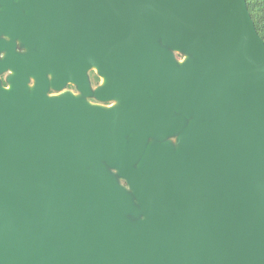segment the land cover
Here are the masks:
<instances>
[{"label":"water","instance_id":"water-1","mask_svg":"<svg viewBox=\"0 0 264 264\" xmlns=\"http://www.w3.org/2000/svg\"><path fill=\"white\" fill-rule=\"evenodd\" d=\"M1 34L0 264H264L247 0H0Z\"/></svg>","mask_w":264,"mask_h":264},{"label":"rangeland","instance_id":"rangeland-1","mask_svg":"<svg viewBox=\"0 0 264 264\" xmlns=\"http://www.w3.org/2000/svg\"><path fill=\"white\" fill-rule=\"evenodd\" d=\"M176 53H179V50H177ZM188 57H189L188 55L184 54L178 60L180 62H184ZM92 69L93 70L90 71V79H91V83H92L93 88H96L99 84L104 83L105 80H104V77H102V76L99 77L97 75V73H96L97 67H94ZM12 73H13V71H11V74ZM33 85L34 84L30 81V86L33 87ZM8 86H10V85H8ZM67 91L72 92L76 96H80L81 95V93L76 89V86L73 85L72 83L69 84V85H67L66 87H64L62 90L57 91V93L53 92V90H52V93H50L49 95H51V96L60 95V94H62L64 92H67ZM87 100L91 104H94V105L98 104V105H101V106H104V107H111L113 105L119 104V100L118 99H114V100H111L109 102H99V103H97L95 101V99H93L91 97H88ZM169 140L172 141V142H174L175 144L177 143V137L176 136L169 138Z\"/></svg>","mask_w":264,"mask_h":264},{"label":"flooded vegetation","instance_id":"flooded-vegetation-1","mask_svg":"<svg viewBox=\"0 0 264 264\" xmlns=\"http://www.w3.org/2000/svg\"><path fill=\"white\" fill-rule=\"evenodd\" d=\"M0 38H4V39H6L7 40V42L9 43L10 41H11V37H9L8 35H6V34H1L0 35ZM16 41V52L17 53H19V54H27V52H29V49L19 40V39H16L15 40ZM6 53H7V49H5V50H2L1 52H0V60H3L4 58H5V56H6ZM175 55H176V53H175ZM92 68H94V67H92ZM90 69L89 70V72H88V74H89V78H90V71L91 70H93V69ZM11 71L12 70H10V69H8L7 71H5V72H3L2 74H0V80H1V84L3 85V86H8V82H7V78L10 76V75H12L11 74ZM96 73H97V75L99 76V77H101L100 75H99V73L97 72V70H96ZM90 81H91V79H90ZM31 82L33 83V84H35V79L34 78H31ZM69 84H71V83H68L67 85H69ZM102 84V83H101ZM101 84H99V85H101ZM66 85V86H67ZM91 85H92V83H91ZM98 85V86H99ZM65 86V87H66ZM97 86V87H98ZM93 87V86H92ZM77 89V88H76ZM53 92H55V93H57V91H54L53 90ZM50 93H52V89L49 91V94ZM91 98H93V99H95V101L97 102V103H99V102H102V101H100V100H98V99H96V98H94V97H91ZM121 183H123L124 185H126L125 184V181L124 180H121Z\"/></svg>","mask_w":264,"mask_h":264},{"label":"trees","instance_id":"trees-1","mask_svg":"<svg viewBox=\"0 0 264 264\" xmlns=\"http://www.w3.org/2000/svg\"><path fill=\"white\" fill-rule=\"evenodd\" d=\"M247 6L259 35L264 40V0H247ZM183 56L176 53L177 59Z\"/></svg>","mask_w":264,"mask_h":264}]
</instances>
